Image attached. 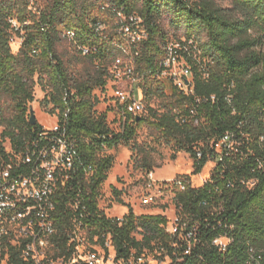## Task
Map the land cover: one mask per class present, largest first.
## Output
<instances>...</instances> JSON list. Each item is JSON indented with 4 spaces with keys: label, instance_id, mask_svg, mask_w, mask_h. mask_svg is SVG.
Returning <instances> with one entry per match:
<instances>
[{
    "label": "trees",
    "instance_id": "trees-1",
    "mask_svg": "<svg viewBox=\"0 0 264 264\" xmlns=\"http://www.w3.org/2000/svg\"><path fill=\"white\" fill-rule=\"evenodd\" d=\"M101 1L47 0L34 10L32 0H0L2 136L11 148L22 149L34 129L42 128L30 124L28 112L37 83L48 84L46 101L54 105L50 113L78 144L85 165L95 168L89 177L82 173L80 182L91 212L85 220L93 235L112 232L120 256L132 251L141 256L145 249L157 253L161 248L173 255L165 215L136 216L131 209L121 223L100 208L101 188L115 163L106 151L134 140L145 119L127 115L122 128H114L106 114H97L100 99L94 94L96 88H106L107 76L112 75L107 63L116 64L123 55L135 64L144 89L152 91L148 86L165 69L162 63L173 42L161 24L167 15L170 25L184 32L173 43L192 69L194 91L185 94L174 84L169 110L150 123L178 151L194 158L193 174H200L209 161L217 162L201 187H193L186 174L182 176L186 191L172 189L177 207L198 222L202 243L184 260L171 264H264V0H232L228 9L214 0H103L115 15L143 19L148 37L136 46L126 44L127 36L119 32L123 20L114 32L98 30L104 24L95 13L103 7ZM15 35L23 39L17 52L12 48ZM67 37L90 63L76 76L58 50ZM184 116L199 122L182 124ZM227 135L229 140L223 142ZM233 141L239 146H231ZM7 149L0 142V165L8 158ZM147 171L151 174L153 167ZM69 222L64 217L61 228ZM225 234L231 240L226 249L212 245L214 238ZM58 241L63 247L66 237L61 235ZM64 256L73 254L62 251L59 257Z\"/></svg>",
    "mask_w": 264,
    "mask_h": 264
},
{
    "label": "built area",
    "instance_id": "built-area-1",
    "mask_svg": "<svg viewBox=\"0 0 264 264\" xmlns=\"http://www.w3.org/2000/svg\"><path fill=\"white\" fill-rule=\"evenodd\" d=\"M123 18L124 24L120 25L119 32L127 36L130 44L136 46L148 37L142 18L137 15L128 18L123 15ZM101 29L103 27L99 24L98 30ZM180 49L175 43L168 53V58L162 63L166 64V71L159 73L157 78H169L185 94H191L194 86H190L186 77V68L179 56ZM171 61L181 63L179 71H172ZM129 64L130 69L125 70V75L133 83L129 87H118L114 90V96L120 106V113L115 118L118 129L122 128L127 115L138 117L146 111L143 109V101L137 97L134 89L139 83L140 75L136 74L132 60H129ZM119 70L120 67L114 71L117 78ZM56 118L57 123L53 129L43 126L41 129L35 128L30 140L22 149L8 148V158L0 165V183H8L7 194L0 196V264H49V261H52V250L49 256H35L30 247V239L37 238L38 244H48L49 236H57V231L63 230H67L68 237L63 247L58 241L59 252L73 254L70 258L65 256L64 264H148L145 261V252L141 256H137L136 251L120 256L112 232L93 235V229L85 220L91 212L83 197L80 182L82 173L89 177L95 168L94 165H85L78 144L62 128L58 116ZM191 121H194V124L199 122L198 119L188 116L180 118L182 124ZM223 139V142L228 141L229 135ZM198 156L201 157V154ZM151 176L152 174H149L145 179L146 188L143 187L141 193V200L145 205L153 204L162 191L160 186H155ZM178 179V190L186 191L187 180ZM16 205H23L24 212L11 218V222H16V229H9V222L2 221V209ZM128 209L125 214L130 212L129 206ZM64 217L70 222L62 229L60 220ZM124 217L125 215L113 218L122 223L125 221ZM222 225L221 221L219 226ZM17 230H22L27 235L28 242H16L14 231ZM82 230H85V235ZM166 231L172 237L170 249L174 254L171 255L170 251L164 248L157 249V258L161 262L166 258L169 259V264L174 259L184 260L202 243L198 222L190 217L188 212L185 213L182 207H177V214L168 221ZM134 235L138 239L142 237L136 233ZM82 240L98 241L100 252H87L85 256L80 255L78 258L77 242ZM222 241L231 240L226 234L221 235L212 240V245L221 248Z\"/></svg>",
    "mask_w": 264,
    "mask_h": 264
},
{
    "label": "rangeland",
    "instance_id": "rangeland-1",
    "mask_svg": "<svg viewBox=\"0 0 264 264\" xmlns=\"http://www.w3.org/2000/svg\"><path fill=\"white\" fill-rule=\"evenodd\" d=\"M104 1L102 0L100 2L103 4V7H100L95 13L98 14L100 19L104 22L103 29L106 28V32H114V26L120 22V20L124 21V18L121 14L115 15L110 11L109 4ZM214 1L225 9L233 6L232 0ZM46 2L47 0H32L31 5L34 10H37L38 8L44 7ZM161 24L164 31L168 32L170 40L173 42H175L178 36H182L184 33L183 30L178 31L170 25L167 15L163 16ZM22 34H24V32H22ZM22 41L23 39L21 37L15 35L12 42V48L15 52L18 51ZM173 42L169 44L170 47L175 45ZM125 43L130 44L128 41ZM58 50L61 51L64 60L67 62L68 66H70V70L73 72L74 76L78 75L79 71L86 70L87 67L85 65L90 67V63L84 61L79 56V50L76 48L75 43L68 37L64 38L59 43ZM120 58H122L124 63L118 71L119 78L115 77L114 74V71L117 70L115 68V63L109 61L107 65H109L112 75L107 76L108 84L106 88L104 90L102 88H96L94 90V94L100 99V103L96 106L97 114H106L107 120L111 122V126L114 128L117 127V122L113 120L118 117L120 113L118 99L114 96V90L118 87H129V85L133 83V81L125 75V70L128 67L127 63H129L130 59L124 55ZM180 65L181 63H176L173 65L172 69L179 71ZM38 77L39 75L35 76L36 81ZM46 79L47 76L44 75V82ZM140 79H138L139 83L134 86V89L137 97L141 99L145 105L146 111L141 114L145 120L144 123L138 126V132L134 140L129 143L123 142L115 148L106 151L107 155L110 154L115 158V163L108 172L109 179L102 185L101 189H103V196L99 200V205L100 208L105 211L107 217H122L129 211V206L130 210L132 209L136 216L142 214H162L171 221L177 214V204L174 202L175 193L172 188H164L153 204L145 205L142 203L141 193H143V187H145L146 184L145 179L149 177V174H147L148 166L151 165L153 167L151 177L154 182L158 183L157 185L155 184V186H161L163 183L169 184L172 180L182 178V176L188 174L191 175L192 186L201 187L204 181L211 177L217 162L211 160L203 167L200 174H193L194 158L186 151H178V149L172 143L166 141L162 133L150 123L157 115H162L169 110L172 102V90L175 86L173 80L169 78V80L166 78L158 79L157 82L149 84L148 87L152 86V91H147V88L144 89L145 82L142 78ZM50 90L51 88L48 84L45 86L42 82H38L35 87V100L33 105L35 113L37 114L38 124L53 129L57 123L56 116L50 113L54 105L53 103H48L45 97L49 96L48 93ZM3 129L4 127H0V142H2L6 148H10L9 139L2 136ZM232 145L239 146V143L233 141L231 143V146ZM218 150L221 151L220 146ZM82 233L85 235V230H82ZM92 246L95 245L89 240H82L79 248L80 251H77V257L79 258L80 255L85 256L88 249ZM55 257L57 258V264H60L64 259H60L59 254ZM157 257L159 256H157L156 252L146 249L145 261L148 264H169L168 258L161 262Z\"/></svg>",
    "mask_w": 264,
    "mask_h": 264
},
{
    "label": "bare ground",
    "instance_id": "bare-ground-1",
    "mask_svg": "<svg viewBox=\"0 0 264 264\" xmlns=\"http://www.w3.org/2000/svg\"><path fill=\"white\" fill-rule=\"evenodd\" d=\"M120 14L122 15V13H120ZM123 24H124V21H123ZM101 27H103V26H101ZM68 35L70 37H72L70 32L68 33ZM169 48H170V50L173 49V47H169ZM167 58H168V55H167ZM116 61L117 62L115 64L116 65L115 68L117 69V68L121 67V64H123L122 63L123 61H122V58L119 60H116ZM171 63H172V67H173V65L178 63V61H171ZM183 63H184V68H186V77L188 78L189 84H190V86H194V78H193L192 71H191L192 69H190V67L184 61H183ZM164 67H165V69L163 71H166V64H164ZM126 69H130V67H128ZM172 71H177V70L172 69ZM157 77H159V74L157 75ZM158 79H162V78H158ZM143 109H145L144 103H143ZM155 184L157 185L158 183L155 182ZM174 186L179 187V179L178 178H176L175 180H172V182L169 184L163 183L160 186V188H161V190H163L164 188H167V189L172 188L173 189ZM7 192H8V183H0V196L7 194ZM23 212H24V206L23 205H16V206L3 208L2 209V221L9 222V229H16V222H11V218L17 216V213H23ZM61 235H64L67 238L68 237L67 236V230L57 231V236H49L50 237V243H48V244H38L37 238L30 239V247H31L33 255H35V256H49L50 251L52 250V252H53L52 261H49V264H57V261H56L57 258L55 256L57 254L60 255V252L58 249V238H60ZM14 238L16 239V242H18V243L28 242V237L26 234H24V232L22 230L14 231ZM81 242L82 241L77 242V250H79ZM90 242L95 246H92L90 249H88V252H93V253L100 252V243L98 241H90ZM228 243H229V241H222L221 248L226 249V246ZM59 258L60 259L64 258L62 260V262L60 263V264H64L65 263V256L59 257Z\"/></svg>",
    "mask_w": 264,
    "mask_h": 264
},
{
    "label": "water",
    "instance_id": "water-1",
    "mask_svg": "<svg viewBox=\"0 0 264 264\" xmlns=\"http://www.w3.org/2000/svg\"><path fill=\"white\" fill-rule=\"evenodd\" d=\"M29 113H30V121H29L30 124L36 125L38 123V120H37V114L35 113V108L33 104L30 105Z\"/></svg>",
    "mask_w": 264,
    "mask_h": 264
}]
</instances>
